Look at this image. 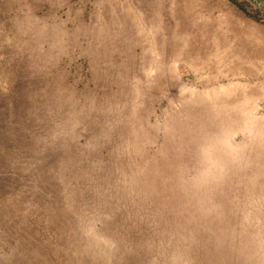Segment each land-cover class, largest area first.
Masks as SVG:
<instances>
[{"label":"rangeland","instance_id":"374dc122","mask_svg":"<svg viewBox=\"0 0 264 264\" xmlns=\"http://www.w3.org/2000/svg\"><path fill=\"white\" fill-rule=\"evenodd\" d=\"M0 264H264V0H0Z\"/></svg>","mask_w":264,"mask_h":264}]
</instances>
